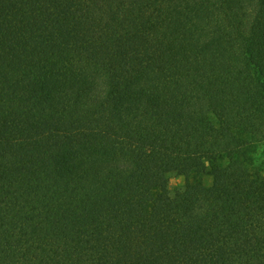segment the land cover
<instances>
[{
	"label": "trees",
	"instance_id": "trees-1",
	"mask_svg": "<svg viewBox=\"0 0 264 264\" xmlns=\"http://www.w3.org/2000/svg\"><path fill=\"white\" fill-rule=\"evenodd\" d=\"M263 142L264 0H0V264H264Z\"/></svg>",
	"mask_w": 264,
	"mask_h": 264
},
{
	"label": "rangeland",
	"instance_id": "rangeland-1",
	"mask_svg": "<svg viewBox=\"0 0 264 264\" xmlns=\"http://www.w3.org/2000/svg\"><path fill=\"white\" fill-rule=\"evenodd\" d=\"M260 152L264 157V142L259 147ZM184 176L178 174H170L169 176V187L172 192H175L179 187L184 184Z\"/></svg>",
	"mask_w": 264,
	"mask_h": 264
}]
</instances>
